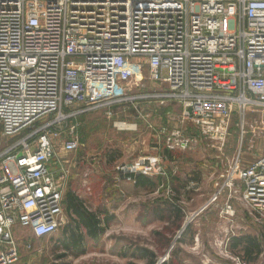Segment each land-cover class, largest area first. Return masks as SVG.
Returning <instances> with one entry per match:
<instances>
[{"label":"built area","instance_id":"obj_1","mask_svg":"<svg viewBox=\"0 0 264 264\" xmlns=\"http://www.w3.org/2000/svg\"><path fill=\"white\" fill-rule=\"evenodd\" d=\"M175 103L221 153L237 117L239 152L211 175L207 205L223 199V215L234 216L236 202L264 223V0H0V264L69 224L62 153L80 144L70 123ZM161 133L163 156L139 160L144 174L166 172V151L200 142L179 126ZM250 134L261 148L246 163Z\"/></svg>","mask_w":264,"mask_h":264},{"label":"rangeland","instance_id":"obj_2","mask_svg":"<svg viewBox=\"0 0 264 264\" xmlns=\"http://www.w3.org/2000/svg\"><path fill=\"white\" fill-rule=\"evenodd\" d=\"M127 106L91 113L70 123L80 144L73 153H62L73 175L69 189L72 185L89 186L98 191L102 199L99 203L116 200L113 214H109L113 219L102 237L97 241L86 239L79 245L72 240L68 246L64 229L51 238L32 237V246L22 244L20 259L14 264H150L143 251L153 254V264H264V252L251 261L242 246L232 247L234 238L254 236L264 251V223L256 220L255 213L236 205L234 216L223 215V199L207 205L217 190L211 174L222 170L226 158L239 152L237 117L232 118V133L221 153L208 140H202L191 123L181 122L180 104H145L136 109ZM167 112L173 113L172 118ZM178 126L198 137V146L175 152L183 156L174 164L165 160L164 173L140 172L144 170L139 160L152 155L162 158L166 143L161 131ZM1 132L0 127V147L8 142ZM65 138L63 135L59 142ZM251 138L250 134L243 147L246 163L254 160L261 148V141L251 143ZM133 165H137L135 174L153 178L155 185L135 186L134 177L125 182L124 172ZM51 166L57 169L55 161ZM193 171H202L199 186L190 183L182 188L180 182L194 178L187 177ZM86 205L93 209L91 201ZM176 206L179 210L174 209ZM18 236L24 243L27 234L19 232Z\"/></svg>","mask_w":264,"mask_h":264},{"label":"trees","instance_id":"obj_3","mask_svg":"<svg viewBox=\"0 0 264 264\" xmlns=\"http://www.w3.org/2000/svg\"><path fill=\"white\" fill-rule=\"evenodd\" d=\"M1 127V124H0ZM2 128V127H1ZM7 143H4L1 147H5ZM167 156H171L172 154L169 151H166ZM129 176L134 177L136 186L140 187H153L155 185V181L153 178L144 175V174H129ZM67 207L68 210H72L76 215L75 219V227L71 224H68L64 230L66 232V245L71 243L74 240L75 245H79L86 240V235L80 232V228L84 226L87 229V234L96 239L102 235L107 228V224L113 219L109 214L99 215L96 210L89 208L84 202L80 201L76 194L73 192H69L67 195ZM179 207V206H178ZM177 206L174 209L179 210ZM53 237V236H52ZM262 238L264 239V231L262 232ZM233 248H238L242 246L243 251L246 253L248 260H256L257 256H260L264 251L261 248V245L258 241L257 237L254 236H245V237H237L234 238ZM143 256L150 260V264H153L154 256L148 251H143ZM162 264H171L168 262H164Z\"/></svg>","mask_w":264,"mask_h":264},{"label":"crops","instance_id":"obj_4","mask_svg":"<svg viewBox=\"0 0 264 264\" xmlns=\"http://www.w3.org/2000/svg\"><path fill=\"white\" fill-rule=\"evenodd\" d=\"M168 106V105H167ZM166 107V106H164ZM172 155L167 157L165 160H166V164H169V163H176L182 156L183 154L182 153H179V155H175V153H172L170 152ZM195 159V158H194ZM193 159V160H194ZM219 159V158H218ZM195 163L197 164V162L195 161ZM169 171V170H168ZM202 172V171H201ZM200 171H193L192 174L188 173L189 175L187 177H191L192 175H195L194 178H191L190 180H187V182L185 181H181L180 182V185L182 186V188L184 186H187V184L189 185L190 183H195L196 186H199V181L201 179V173ZM215 171L212 173L214 174ZM211 174V175H212ZM185 175V174H184ZM208 176V175H207ZM129 174L128 172H124V180L125 182H129ZM210 179H212L210 177ZM73 180V175L72 177H70V180H69V185L71 184V181ZM179 180H181L179 178ZM213 181V180H212ZM179 182V181H178ZM135 183V182H134ZM132 184V183H131ZM135 185V184H134ZM194 185V184H192ZM136 186V185H135ZM188 187V186H187ZM71 189H69V186H68V189H67V192H66V195L69 193V192H73L74 194L77 195L78 199L80 201H82V203L84 202V204H87L91 201V204L93 205L92 208L93 210H96L98 212L99 215L103 216V215H106V214H111L113 212V206L116 205V200H106L105 203H99L102 199L99 197V194H98V191H94L92 188H90L89 186H83V188L79 185H72L70 186ZM198 190V189H197ZM65 195V199H64V203H65V209H66V215L68 216V219H69V224L73 225L75 224V219H76V215L73 213L72 210H68V207H67V197ZM107 195L105 194L104 197H106ZM235 204L238 205V203L235 202ZM113 214V213H112ZM76 225V224H75ZM80 232L85 234L86 235V239L88 240H92V241H97L99 238L102 237V235H100L99 238H92L90 237L88 234H87V229L82 226L80 228Z\"/></svg>","mask_w":264,"mask_h":264}]
</instances>
